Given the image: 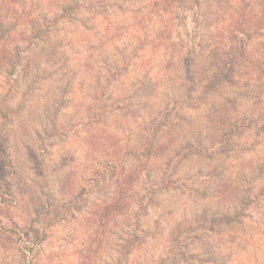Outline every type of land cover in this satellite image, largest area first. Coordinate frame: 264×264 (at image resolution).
<instances>
[{"label": "rangeland", "instance_id": "obj_1", "mask_svg": "<svg viewBox=\"0 0 264 264\" xmlns=\"http://www.w3.org/2000/svg\"><path fill=\"white\" fill-rule=\"evenodd\" d=\"M0 264H264V0H0Z\"/></svg>", "mask_w": 264, "mask_h": 264}, {"label": "trees", "instance_id": "obj_2", "mask_svg": "<svg viewBox=\"0 0 264 264\" xmlns=\"http://www.w3.org/2000/svg\"><path fill=\"white\" fill-rule=\"evenodd\" d=\"M153 1V6L154 7H160V5H167V6H172L173 5V3H174V0H152ZM65 12H70V9H69V11H68V9H65ZM69 14L65 17L64 15H58V17L57 18H55V19H53L54 21L53 22H57V21H65V20H68V18H69ZM71 17V16H70ZM53 22L52 23H50V25H52L53 24ZM38 34L41 36L42 35V32H38ZM37 34V36H39ZM250 35V34H249ZM248 35V36H249ZM250 38V37H249ZM5 47L6 46H3L2 47V50H1V54L6 50L5 49ZM241 55V54H240ZM235 66V65H234ZM231 68V70H233L234 69V67L233 66H231L230 67Z\"/></svg>", "mask_w": 264, "mask_h": 264}]
</instances>
